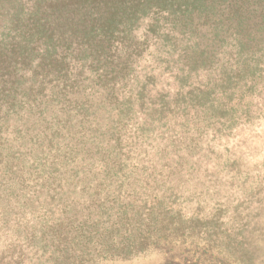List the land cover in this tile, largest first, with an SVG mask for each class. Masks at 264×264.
<instances>
[{"label": "trees", "instance_id": "16d2710c", "mask_svg": "<svg viewBox=\"0 0 264 264\" xmlns=\"http://www.w3.org/2000/svg\"><path fill=\"white\" fill-rule=\"evenodd\" d=\"M179 239L264 249V0H0V264Z\"/></svg>", "mask_w": 264, "mask_h": 264}, {"label": "rangeland", "instance_id": "374dc122", "mask_svg": "<svg viewBox=\"0 0 264 264\" xmlns=\"http://www.w3.org/2000/svg\"><path fill=\"white\" fill-rule=\"evenodd\" d=\"M178 249L176 252L157 253L150 255L148 259L142 261L130 262V261H113L108 264H207V260H211V264H235L232 259L225 256L222 253L210 248L204 243L191 241L188 239H179ZM261 260L264 261V249L261 252H257ZM173 254V255H171ZM255 264H258L257 262ZM202 262V263H201ZM209 263V261H208Z\"/></svg>", "mask_w": 264, "mask_h": 264}]
</instances>
